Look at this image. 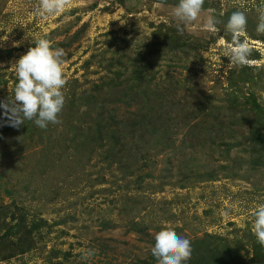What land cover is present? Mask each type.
Returning a JSON list of instances; mask_svg holds the SVG:
<instances>
[{"label":"rangeland","instance_id":"obj_1","mask_svg":"<svg viewBox=\"0 0 264 264\" xmlns=\"http://www.w3.org/2000/svg\"><path fill=\"white\" fill-rule=\"evenodd\" d=\"M261 2L205 0L178 31L179 0H71L46 20L37 0H0V101L34 37L64 50L66 81L60 123L11 127L0 108V264H157L169 228L191 242L186 264L216 251L264 264L251 231L264 204ZM238 10L259 66L226 72L219 41Z\"/></svg>","mask_w":264,"mask_h":264},{"label":"clouds","instance_id":"obj_2","mask_svg":"<svg viewBox=\"0 0 264 264\" xmlns=\"http://www.w3.org/2000/svg\"><path fill=\"white\" fill-rule=\"evenodd\" d=\"M204 3L205 0H179L172 12L177 21L178 31L183 30L182 25L199 19ZM70 4L71 0H37L33 14L46 20L62 13ZM256 11L259 19L256 32L264 35V0L257 6ZM219 23L215 16H209L204 28L216 32V25ZM246 25V15L239 10L234 11L227 21L226 33L230 34L231 40L226 42L221 38L219 41L222 56L229 60L226 72L243 66H259L249 58L252 53L249 42L241 39L246 31ZM29 35L26 34L25 38ZM3 39L6 41L8 37L5 36ZM32 42L35 46L30 47L27 53L13 64L18 80L14 96L0 101V108L4 109L6 123L11 127L19 128L25 124V120H33L36 126L45 129L49 123H60L58 115L65 104L62 92L66 84L62 68L65 52L62 48H54L46 38L34 37ZM252 215L251 231L257 242L264 246V204L259 205ZM151 252L157 264H186L191 259L192 247L189 239L169 228L156 234ZM94 254L95 250L89 249L84 258L87 259Z\"/></svg>","mask_w":264,"mask_h":264},{"label":"trees","instance_id":"obj_3","mask_svg":"<svg viewBox=\"0 0 264 264\" xmlns=\"http://www.w3.org/2000/svg\"><path fill=\"white\" fill-rule=\"evenodd\" d=\"M255 244H259L257 241L255 242ZM215 253H218L217 251ZM214 255V259L211 260V262L209 264H227V261L224 259V257L222 255H220L219 253ZM218 255V256H217Z\"/></svg>","mask_w":264,"mask_h":264}]
</instances>
